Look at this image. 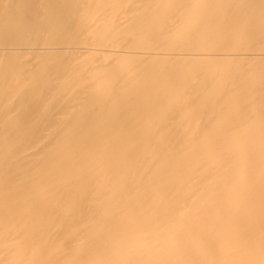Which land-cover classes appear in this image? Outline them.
<instances>
[{"label":"bare ground","instance_id":"obj_1","mask_svg":"<svg viewBox=\"0 0 264 264\" xmlns=\"http://www.w3.org/2000/svg\"><path fill=\"white\" fill-rule=\"evenodd\" d=\"M0 264H264V0H0Z\"/></svg>","mask_w":264,"mask_h":264}]
</instances>
